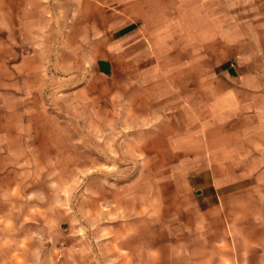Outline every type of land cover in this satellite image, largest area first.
I'll return each mask as SVG.
<instances>
[{
    "label": "rangeland",
    "instance_id": "1",
    "mask_svg": "<svg viewBox=\"0 0 264 264\" xmlns=\"http://www.w3.org/2000/svg\"><path fill=\"white\" fill-rule=\"evenodd\" d=\"M108 1L0 0V127L18 136L2 169L0 264H264V197L232 207L222 235L201 229L138 149L127 94L67 74L61 61Z\"/></svg>",
    "mask_w": 264,
    "mask_h": 264
},
{
    "label": "crops",
    "instance_id": "2",
    "mask_svg": "<svg viewBox=\"0 0 264 264\" xmlns=\"http://www.w3.org/2000/svg\"><path fill=\"white\" fill-rule=\"evenodd\" d=\"M96 8L93 33L62 65L72 76L114 81L115 97L127 94L143 127L138 149L191 199L199 227L222 235L232 207L264 197V0H110ZM30 61L19 59L17 70ZM17 137L0 127V188Z\"/></svg>",
    "mask_w": 264,
    "mask_h": 264
}]
</instances>
